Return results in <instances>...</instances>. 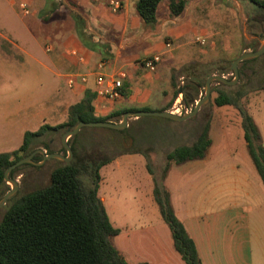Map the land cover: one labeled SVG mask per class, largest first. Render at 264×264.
<instances>
[{
  "label": "crops",
  "instance_id": "crops-1",
  "mask_svg": "<svg viewBox=\"0 0 264 264\" xmlns=\"http://www.w3.org/2000/svg\"><path fill=\"white\" fill-rule=\"evenodd\" d=\"M184 1L183 10L174 15L171 0H162L156 23L147 25L137 12L138 0H122L119 12L110 9V0H0V80L8 84L0 87V119L7 128L0 152L18 149L26 131L66 122L70 106L87 92L94 95L98 117L120 113L122 117L128 111L176 113L178 101L184 98V92L180 93L183 85L189 97L188 104L182 103L193 109L202 90L200 83L215 74V63L233 62L251 51L250 41H256L257 36L247 34L243 6L251 0ZM23 5L29 9L27 13ZM245 39L250 43L243 45ZM153 55L161 59L150 71L143 61ZM121 72V96L111 99L99 95L97 76ZM79 74L87 79L69 85L68 77ZM216 106L225 115L213 113L210 119L209 148L214 122H219L225 132L232 111L240 119L231 124L243 129L247 145L243 116L235 105ZM146 117H131L130 124H140ZM208 150L203 158L171 164L167 175L173 166L206 159ZM141 154L120 155L102 168L110 164L117 169L128 168ZM103 182L101 176L100 185ZM182 197L175 201L170 192L171 205L193 239L202 264H264V225L251 219L249 209L233 199L215 207L204 200L193 202ZM116 228L120 232L113 243L130 264H187L175 249L161 214L150 224Z\"/></svg>",
  "mask_w": 264,
  "mask_h": 264
},
{
  "label": "trees",
  "instance_id": "trees-1",
  "mask_svg": "<svg viewBox=\"0 0 264 264\" xmlns=\"http://www.w3.org/2000/svg\"><path fill=\"white\" fill-rule=\"evenodd\" d=\"M161 2L162 0H138L137 12L147 25L156 23ZM184 6V0L170 2L174 15L179 14ZM247 15L251 29H259L263 36L264 1L251 0V9ZM261 56L245 60L241 64L257 61ZM203 85L204 83H200L201 87ZM260 88L264 91V84ZM231 89L229 84L217 82V86L212 89L218 93L214 102L218 106L237 104ZM182 92L183 101L188 104L186 85H183ZM242 95L243 92L238 91L235 98ZM93 99L94 95L87 92L79 102L70 106L66 122L54 126L43 124L36 131H26L18 149L0 152V196L6 185V170L18 160L40 147H46L47 153L62 152L67 155L63 145L56 150L52 142L45 139L48 133H52L55 140L58 135L62 139L67 129L73 128L80 121H113L122 115L96 116ZM241 113L248 150L264 183V146L261 135L249 113L244 109H241ZM209 124L210 121H207L191 143L180 144L167 153L168 164L164 179L171 164H181L206 155L211 144ZM134 125L131 123L124 129L92 127L111 133L108 140L92 142H88L84 135L89 126L82 127L68 140L73 158L69 162L52 159L59 165L51 171L49 184L24 194L18 193L10 199L13 202L11 207L0 218V264H130L113 243V238L120 230L110 220L100 198L99 187L103 166L120 155L140 151L135 147L125 148L123 143L126 137H132ZM42 158L39 154L33 156L35 161ZM23 165L15 167L10 176ZM159 182L154 180V197L163 220L171 230L175 249L187 264H202L193 239L171 205L168 189Z\"/></svg>",
  "mask_w": 264,
  "mask_h": 264
},
{
  "label": "rangeland",
  "instance_id": "rangeland-1",
  "mask_svg": "<svg viewBox=\"0 0 264 264\" xmlns=\"http://www.w3.org/2000/svg\"><path fill=\"white\" fill-rule=\"evenodd\" d=\"M250 9L251 3L243 6L247 17V34L257 36L256 41H250L252 42L251 51H254L260 46L264 35H261L259 29H251L247 15ZM23 11L25 12L24 8ZM250 42L245 39L243 45ZM241 63L238 64V81L230 85L232 87L230 91L234 94L232 97L237 102L234 105L239 115H242L241 109H244L256 123L264 146V91L260 88L264 84V54L257 61L245 65ZM215 74H221L233 80L235 73L232 69V61L215 63ZM213 83L214 89L217 82ZM7 85L0 80L1 88ZM238 91L243 92V95L236 99L235 93ZM204 95L205 84L197 100ZM217 95L218 93L212 90L210 101L187 121L173 122L159 116H148L140 124L134 125L132 137H126L123 143L125 148L135 147L140 150L141 157L134 158V163L128 168L117 169L114 164H110L102 168L100 172L104 180L100 185V193L106 196L108 214L116 227L135 228L158 220L160 214L153 196L155 179L168 189L169 195L171 192L175 201L183 196L182 198L192 199L193 202L204 200L218 207L222 202L233 199L235 203L249 209L253 221L258 223L261 221L264 225V185L248 153L243 129L235 123L231 124L232 121L240 119L234 111L226 119L225 132L220 130L219 122H214L211 128L213 144L208 150L206 159L193 165L173 166L170 173L165 179L163 178L168 164L167 153L180 144L191 143L207 121H210L213 113L217 117L225 115L218 111L216 104L213 103ZM195 103L196 101L194 106ZM191 110L189 107L188 111L184 108L181 113H176L183 115ZM121 119L122 117L117 119L118 122ZM5 127L0 119V149L4 148L1 140L3 133L7 132ZM84 135L88 142H92L108 140L111 133L108 130L89 127ZM129 138L133 140L131 145ZM45 139L52 142L54 149H61L59 135L55 140L53 134L48 133ZM58 165L59 163L52 159H47L40 165H23L12 176L18 180L19 188L8 201L18 193L24 194L49 184L51 171ZM12 187V182H6L0 198L4 197ZM4 212L5 210L0 207V218Z\"/></svg>",
  "mask_w": 264,
  "mask_h": 264
},
{
  "label": "water",
  "instance_id": "water-1",
  "mask_svg": "<svg viewBox=\"0 0 264 264\" xmlns=\"http://www.w3.org/2000/svg\"><path fill=\"white\" fill-rule=\"evenodd\" d=\"M263 53H264V36L260 43V46L256 50L245 52L232 62V69L235 73V78L233 80H230L221 74L210 75L207 78L206 83H205V95L196 101L194 108L190 112L185 113L183 115L174 113L173 111H128L123 114L122 119L119 122H116V121H98V122L80 121L73 128L69 127L67 131L63 134L62 139H61V143L67 151V155H64L60 152L47 153L46 147L38 148L33 153H31L29 156L18 160L16 163L11 165L6 170L5 175H4V182H8V181L12 182L13 187L11 188L9 192L5 194L3 199L0 201V207L3 206L5 204V201L9 199L11 196H13L19 188L18 180L10 176L11 171L15 167L23 163H33L35 165H40L47 159H57V160H61L64 162H69L73 158V151H72L71 146L68 143V140L70 137L76 135L82 127L89 126V127H107V128H113V129H124L130 125L131 117H139V116H144V115L159 116V117L171 119L174 121H185L187 119H190L198 113V111L204 104L210 101V98H211L210 95L212 91L213 82H221V83H225L229 85L235 84L238 81V77H239L238 64L245 60L257 58L261 56ZM181 92L182 91L180 90V93ZM192 100L194 101V99ZM129 141L131 145L132 139L130 138ZM36 153H40L42 155L43 157L42 161L33 160V156ZM12 203L13 202L10 200L9 205L7 206V209L11 207Z\"/></svg>",
  "mask_w": 264,
  "mask_h": 264
},
{
  "label": "built area",
  "instance_id": "built-area-1",
  "mask_svg": "<svg viewBox=\"0 0 264 264\" xmlns=\"http://www.w3.org/2000/svg\"><path fill=\"white\" fill-rule=\"evenodd\" d=\"M22 7L25 9V12L27 13L28 9L25 8V5H23ZM109 7L113 12H119V10L122 7V0H110ZM197 40L200 43L205 42L202 38H197ZM167 46L170 47V43H168ZM160 59L161 57L159 55H153L151 57L145 58L143 62L148 70L154 71ZM123 76H124V73L122 72L119 73L118 75H110V76H105L102 74L98 75L97 82L101 85V88L99 89L98 94L104 97L111 98V99L120 97L122 93L121 88H122V77ZM78 79L85 81L87 79V76L84 74L70 75L68 77L69 85H74ZM184 108H185V111H188V107L184 106L181 101H178V104L174 110H178V112L181 113V111Z\"/></svg>",
  "mask_w": 264,
  "mask_h": 264
},
{
  "label": "flooded vegetation",
  "instance_id": "flooded-vegetation-1",
  "mask_svg": "<svg viewBox=\"0 0 264 264\" xmlns=\"http://www.w3.org/2000/svg\"><path fill=\"white\" fill-rule=\"evenodd\" d=\"M2 199H3V197L0 198V201H1ZM7 201H8V199L5 201V204H4L3 206H1V208H3L4 210H7V206H8ZM8 202H9V201H8Z\"/></svg>",
  "mask_w": 264,
  "mask_h": 264
}]
</instances>
